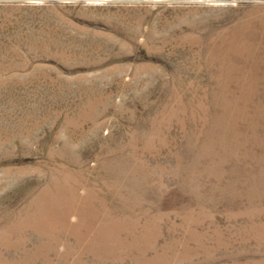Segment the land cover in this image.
Returning a JSON list of instances; mask_svg holds the SVG:
<instances>
[{
    "label": "rangeland",
    "instance_id": "1",
    "mask_svg": "<svg viewBox=\"0 0 264 264\" xmlns=\"http://www.w3.org/2000/svg\"><path fill=\"white\" fill-rule=\"evenodd\" d=\"M0 264H264V0H0Z\"/></svg>",
    "mask_w": 264,
    "mask_h": 264
},
{
    "label": "built area",
    "instance_id": "2",
    "mask_svg": "<svg viewBox=\"0 0 264 264\" xmlns=\"http://www.w3.org/2000/svg\"><path fill=\"white\" fill-rule=\"evenodd\" d=\"M147 2H156V0H146Z\"/></svg>",
    "mask_w": 264,
    "mask_h": 264
}]
</instances>
